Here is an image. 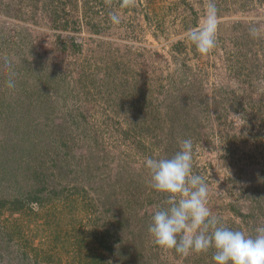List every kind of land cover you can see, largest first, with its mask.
Here are the masks:
<instances>
[{"label": "rangeland", "instance_id": "rangeland-1", "mask_svg": "<svg viewBox=\"0 0 264 264\" xmlns=\"http://www.w3.org/2000/svg\"><path fill=\"white\" fill-rule=\"evenodd\" d=\"M210 2L202 54L187 33ZM184 139L212 214L255 235L264 0H0V264H214L148 232L166 194L144 160Z\"/></svg>", "mask_w": 264, "mask_h": 264}, {"label": "clouds", "instance_id": "clouds-1", "mask_svg": "<svg viewBox=\"0 0 264 264\" xmlns=\"http://www.w3.org/2000/svg\"><path fill=\"white\" fill-rule=\"evenodd\" d=\"M113 23L119 17L110 13ZM218 9L210 2L202 23L189 30L187 38L202 54L217 43ZM250 34L255 35L256 29ZM11 89L13 79L7 81ZM144 167L150 173V187L166 194L165 201L151 215L148 232L155 244L177 254L207 253L214 250V264H264V226L255 235L233 230L214 216L208 206V185L193 173V141L184 139L170 158L146 157Z\"/></svg>", "mask_w": 264, "mask_h": 264}, {"label": "trees", "instance_id": "trees-1", "mask_svg": "<svg viewBox=\"0 0 264 264\" xmlns=\"http://www.w3.org/2000/svg\"><path fill=\"white\" fill-rule=\"evenodd\" d=\"M105 240V236H102L101 241Z\"/></svg>", "mask_w": 264, "mask_h": 264}]
</instances>
